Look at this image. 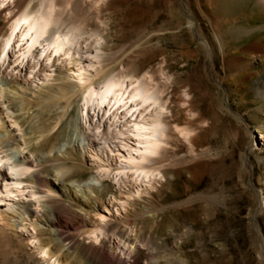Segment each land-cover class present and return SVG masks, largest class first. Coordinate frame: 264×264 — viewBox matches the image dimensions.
Masks as SVG:
<instances>
[{
	"label": "rangeland",
	"instance_id": "rangeland-1",
	"mask_svg": "<svg viewBox=\"0 0 264 264\" xmlns=\"http://www.w3.org/2000/svg\"><path fill=\"white\" fill-rule=\"evenodd\" d=\"M90 1L55 0L65 25L102 38L98 62L84 52L82 66L93 60L92 74L125 70L152 76L167 101L169 144L149 164L159 172L150 185H121L115 176L123 152L86 137L72 72L56 68L49 81L33 84L24 77L0 78L5 87L21 84L27 90L26 102L15 111L7 110L1 95L0 127L6 129L0 133L9 129L36 143L53 139L36 154L17 155L30 164L28 178L36 174V185L26 182L23 190L36 186L41 204L54 201L72 225L84 219L90 227L105 228L99 243L75 236L60 258L67 264H111L109 257L115 264H264V98L259 94L264 10L259 0H102L95 6ZM37 2L16 0L12 15ZM7 8L0 11V37L13 17ZM184 129L192 135L187 142L178 135ZM55 167L64 170L72 191L95 184L96 213H84L73 198L49 191L46 181L54 179ZM0 177L1 193L10 181ZM2 196L0 214L11 207ZM36 209L39 216L45 212ZM38 219L25 223L29 231L19 230L32 253V234L50 240L34 229ZM3 220L0 216V228L7 227ZM72 244L75 251L69 252ZM123 244L133 247L130 255Z\"/></svg>",
	"mask_w": 264,
	"mask_h": 264
},
{
	"label": "bare ground",
	"instance_id": "bare-ground-1",
	"mask_svg": "<svg viewBox=\"0 0 264 264\" xmlns=\"http://www.w3.org/2000/svg\"><path fill=\"white\" fill-rule=\"evenodd\" d=\"M15 1L0 0V11L8 7L9 15H12V5L16 4ZM80 1L86 3V0ZM99 1L102 0H91L89 4L95 6ZM31 3L12 15L8 28L0 37V78L11 75L14 78L15 76L24 77L25 83L33 84L49 81L56 68L72 72L71 78L79 88V114L86 137L93 139L102 147L114 144L122 150V160L118 163L119 172L115 173L119 184L129 182L132 185L139 183L150 185L149 183H152L158 174L150 168L149 164L163 154L170 132V126L166 123L169 114L168 105L162 97L164 92L159 87L161 85H157L156 82L154 84L153 77L147 73L136 76L125 70L118 72L107 70L97 72L96 75L92 74L89 68L94 66L92 59L96 61L100 59L102 38L96 34L85 36L82 28L65 25L63 11L57 9L55 0H39L34 7ZM259 7L264 10V0H259ZM206 45L211 49L207 42ZM84 52L93 53L91 65L85 67L79 59ZM260 52V57L264 60V45L260 47ZM1 80L0 97L5 95L7 110L15 111L21 108L26 102V87L21 84L5 87ZM259 87V94L264 98V79ZM67 95L65 94L64 97L67 98ZM66 102V106L62 107L64 115L71 104L69 99ZM171 130L175 131V127ZM4 131L5 133H0V176H4V179L10 183L5 182L2 185L0 194L3 195L2 199L8 202V208L9 205L11 207L9 211L0 214L4 219L3 222H7L5 224L7 227L0 228V264H67L68 262L65 263L60 258L62 255L60 253L66 248L68 242H71L75 236L87 235V240L99 243L106 234L105 228L102 225H99V228L90 227L84 219L72 225L68 216L60 212L54 201L48 199L46 204H41L43 197L37 196L36 186L32 187L33 190L28 193L23 190L26 182L36 185V174L29 179L30 164L18 159L17 155H24L26 150L36 154V150L41 151L53 139L51 136H46L42 138L43 140L41 139L42 141L40 140L41 142L36 143L34 138L26 139L21 135L17 138L9 129ZM178 135H181L186 142L192 136L186 129L178 131ZM262 140L264 141V136ZM54 169L57 170L54 179L46 181L49 191L56 193L64 200L73 198L84 213L88 212L87 209L96 213L98 204L94 199L95 184L90 182L89 187H86L88 189L72 191L71 185L66 182L64 170L61 167ZM28 197L35 201L34 204L25 203ZM35 205L45 210L42 216H39L40 211L37 209L36 212L32 210ZM33 217H39L40 221L38 223L33 221L36 222L33 228L40 229L42 233L44 231L50 236V240L46 242L41 237L43 234H32L31 239L36 242V251H34L36 253H32L27 243L28 239L19 233L22 227L29 231L30 227L25 223ZM75 245H70L69 252L75 249ZM123 246L126 254L130 255L133 252L131 245L123 244ZM107 259L109 263L115 264L113 258Z\"/></svg>",
	"mask_w": 264,
	"mask_h": 264
}]
</instances>
